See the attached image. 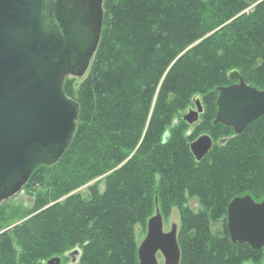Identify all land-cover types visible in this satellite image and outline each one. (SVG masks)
<instances>
[{"label":"trees","instance_id":"16d2710c","mask_svg":"<svg viewBox=\"0 0 264 264\" xmlns=\"http://www.w3.org/2000/svg\"><path fill=\"white\" fill-rule=\"evenodd\" d=\"M103 9L87 73L63 84L80 106L74 139L54 165H39L31 176L40 168L57 171L48 181L53 199L107 173L104 186L92 188L89 199L57 202L0 232V264H45L75 246L79 259L63 264H139L133 223L145 222L155 197L164 210L192 196L202 207L181 212L179 264H243L249 253L261 251L233 243L226 221L219 233L211 232L210 222L222 212L226 217L237 196L264 200V115L239 134L213 124L223 136L212 139L200 162L189 150L193 140L186 145L173 136L164 143L157 138L194 96L216 104V89L231 84L232 69L264 90V0H103ZM146 124L139 153L112 170ZM9 213L1 207L0 221Z\"/></svg>","mask_w":264,"mask_h":264},{"label":"water","instance_id":"95a60500","mask_svg":"<svg viewBox=\"0 0 264 264\" xmlns=\"http://www.w3.org/2000/svg\"><path fill=\"white\" fill-rule=\"evenodd\" d=\"M103 0H0V204L18 193L39 165H54L72 143L80 115L79 104L63 90L68 76L83 78L97 51L103 28ZM228 86L218 87L213 121L241 133L264 115V90L245 83L241 73H227ZM195 108L183 113L192 124L203 112L200 96ZM168 134L163 136V142ZM209 134L189 144L200 162L212 149ZM227 229L233 243L264 248V200L237 196L227 207ZM179 264L181 250L175 224L163 230L159 211L149 218L137 248L139 264ZM80 249L66 255L74 263ZM54 256L46 264H61Z\"/></svg>","mask_w":264,"mask_h":264},{"label":"rangeland","instance_id":"374dc122","mask_svg":"<svg viewBox=\"0 0 264 264\" xmlns=\"http://www.w3.org/2000/svg\"><path fill=\"white\" fill-rule=\"evenodd\" d=\"M255 6L254 4H250L244 11L241 12V14L245 13L248 14L251 9H253ZM70 77V76H69ZM68 78V77H67ZM73 78H76L73 76ZM76 89V80L73 81ZM223 84H226L223 82ZM228 84V83H227ZM206 98L208 96H205ZM202 98L201 103L203 107V112L199 115L198 121L194 122L192 124L185 123L182 119V115L184 112H186L189 108H195V105L193 101L188 104V106L179 114L175 115L173 119H171L165 127L160 131L158 134L157 141L161 142L163 140V134L165 131H169V136L174 139H181L182 142L188 145L192 140H195L199 135L204 133H209L212 136V139L215 141L219 140L223 134L220 131V127L216 126L213 127V120L216 115L217 111V105L214 104V101H210L209 99ZM206 99V101H205ZM155 106V98H153V101L150 106L149 114L150 117ZM209 112V118H206V113ZM189 124V125H188ZM148 124L144 127V130L142 132V137L139 138V141L137 142L136 146L134 145L131 149H128L127 152L123 155V157L117 162V164L114 166L112 170L116 171L119 170L122 165L128 164L130 159H132L134 156H136L138 151V146L142 144L146 134L149 132L147 131ZM173 138L171 140H173ZM141 139V140H140ZM163 142V141H162ZM164 143V142H163ZM111 170V171H112ZM57 171H54L52 169H45L40 168L36 171L34 175L29 177L27 183L22 187L21 190L18 191V193L12 195L10 198L3 200L0 204V208L3 207L7 211L12 209L13 213H9L6 218L0 221V232L4 230H12L17 225L24 222V220H27L32 215L40 212V210H43L49 206H54L57 202H74L78 199V196H80L83 199H89L90 198V190L92 188H96L100 186H104V179L106 178V174L92 177L88 179L86 182L76 186L72 190H70L66 195H62L59 198L53 199V192L55 187L53 188L51 183H48L51 178V174L55 175ZM110 172V171H109ZM108 172V173H109ZM47 189L48 192H47ZM47 201L43 199H47ZM158 198L155 197L154 204L151 207V214L150 216L145 220L143 223L140 220H137L132 225V237L138 247V245L141 243V241L144 239L146 232H147V222L150 217L156 214V211L158 210L159 213L162 216V223H163V230L165 232L169 231L171 229V226L173 224L176 225L177 231L179 232L180 226H181V212L185 207H190L194 212H197L201 207L200 201L196 198V196H192L189 199L185 200L181 204H170L169 208L162 209L159 208ZM46 202V203H45ZM226 219L224 217L223 212L219 213L216 216L211 217L210 222V230L211 232L219 233V231L222 230L221 222ZM74 249H79L77 246L72 247L68 249L67 251H64L62 255H57L61 257V264H63L65 261H68L70 263H73L71 261V258L67 256L66 254ZM54 257V256H53ZM79 259V258H78ZM157 260L159 264H164L163 256L158 253L157 254ZM264 261V253L263 252H252L249 253L247 257H245V262H248L249 264H263ZM46 264V262H45Z\"/></svg>","mask_w":264,"mask_h":264},{"label":"flooded vegetation","instance_id":"af4514ba","mask_svg":"<svg viewBox=\"0 0 264 264\" xmlns=\"http://www.w3.org/2000/svg\"><path fill=\"white\" fill-rule=\"evenodd\" d=\"M225 221H226V225H227V216H226V219H224L222 222H221V224H224L225 223ZM177 233H178V231H177ZM248 245V244H247ZM253 249V248H252ZM257 251H261V252H263L264 253V248L263 249H261V250H257ZM243 264H249L248 262H246V263H243ZM263 264H264V261H263Z\"/></svg>","mask_w":264,"mask_h":264},{"label":"bare ground","instance_id":"6f19581e","mask_svg":"<svg viewBox=\"0 0 264 264\" xmlns=\"http://www.w3.org/2000/svg\"><path fill=\"white\" fill-rule=\"evenodd\" d=\"M232 84V83H231ZM215 117H216V115H215ZM215 119V118H214ZM214 121V120H213ZM185 122V121H184ZM186 123V122H185ZM189 125V124H188ZM159 264V263H158Z\"/></svg>","mask_w":264,"mask_h":264}]
</instances>
